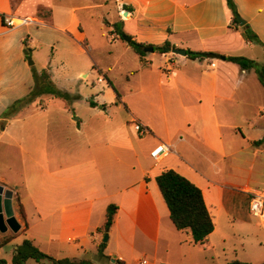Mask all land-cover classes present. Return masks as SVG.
Here are the masks:
<instances>
[{"label":"crops","instance_id":"0c3cea01","mask_svg":"<svg viewBox=\"0 0 264 264\" xmlns=\"http://www.w3.org/2000/svg\"><path fill=\"white\" fill-rule=\"evenodd\" d=\"M233 3L245 26L264 44V0ZM103 9L108 24L102 21L93 27L92 12ZM3 16L32 23L8 28ZM115 25L146 46L168 42L169 48L186 52L255 62L261 56L264 61V48L244 40L245 26L234 22L226 0H0V99L16 89V79L21 80L22 96L34 88L24 43L31 49L33 65L39 63L51 81L53 70L68 63L78 66V77L87 79L95 69L113 86L108 70L85 55L99 43L116 54H132L135 64L128 72L133 77L141 79L155 69L160 86L176 97L175 104L156 109L165 121L164 132L135 110L127 111L128 121L114 120L108 111L117 97L109 85L92 95L94 107L80 96L89 104L83 117L74 118L75 104L46 96L52 100L44 105L36 102L16 118L0 120L4 123L0 156L16 155L19 178L0 176V185L13 190L12 205L16 199L22 207L25 226L11 242L22 235L55 259L88 260L85 255L97 257L101 239L110 233L112 244L107 242L104 250L109 264H134L144 256L151 259L146 264H186V246L194 244L191 234L174 227L155 178L174 170L198 187L214 226V215L232 214L235 198L249 201L264 163V144H253L264 132L248 138L239 127L247 125L249 135L256 128L264 130L258 124L264 120V88L253 70L243 71L219 59L193 60L158 51L141 58L120 40ZM144 92L141 87L134 90L138 95ZM14 101L6 100L0 111ZM134 121L149 134L139 137L131 127ZM161 142L172 152L155 163L150 153ZM245 157L251 158L250 163ZM230 167L233 170L228 171ZM111 205L117 211L112 227L104 232ZM210 237L196 246L211 249Z\"/></svg>","mask_w":264,"mask_h":264},{"label":"rangeland","instance_id":"374dc122","mask_svg":"<svg viewBox=\"0 0 264 264\" xmlns=\"http://www.w3.org/2000/svg\"><path fill=\"white\" fill-rule=\"evenodd\" d=\"M13 4H16V2ZM110 5L112 7L115 6L113 2L110 3ZM106 12L107 10L104 9L93 11V19L89 20V23H91L93 27H96L98 22L102 23V21L104 25H107L108 21L103 18ZM79 16L82 20L85 19L82 14ZM99 19L101 21H99ZM92 50L93 51L90 53H85L87 59L90 62L96 60L98 65H100L103 69L108 70L109 73L107 72V74L109 79L122 97L123 103L116 99L114 103L117 106H112L109 109L108 114L112 115L114 120L123 122L129 120L127 111L135 110L148 117L156 126L157 131L164 132L166 129L165 121L160 114L156 112V109L161 104H175L176 97L171 94V91L164 88V86H160V79L157 71L154 69L145 77L139 79L137 76L133 77L131 72H128L135 64L132 54H116L115 49L110 50L109 46H103L99 43H95ZM45 58H48L47 55ZM259 58L260 61H257L256 63L261 64L263 62V57L260 56ZM30 61L33 62L31 53L29 54L27 64ZM155 64H157V62H155ZM30 68L32 73L36 72L39 74L42 72L39 63L30 66ZM78 72V66L75 64L65 63L64 66L58 65L56 69L53 70L55 80H52L56 89L62 91L63 93H65L64 91L71 92L72 96L60 100L77 106L74 118H77L79 115L83 117L84 111L89 105L85 101H81L80 96L88 99L89 101L87 100V102L90 103L92 101V95L101 94L103 89L106 88V85H108L107 80L105 78L101 79L95 69H93V72L87 79L78 77ZM98 83H100V85L93 86ZM15 84L16 89L11 91V94L0 99V105L6 100H11L13 98L15 100L13 105L6 111H0V120L16 118L20 114H23L30 106H35L34 103L37 102L44 105L52 100V98H45L48 95L44 94L38 96L34 102L28 103L27 100L30 93L22 96L23 87L21 80L16 79ZM137 87H141L145 90V92L141 95L134 94V90L137 89ZM60 100H57L56 102H60ZM258 124L261 128H264V120L259 121ZM0 125H4L3 121H0ZM239 129L241 132L245 133L248 138H253L257 136V134H263L264 132L263 129L256 128L253 130L254 134L249 135V132L251 131L247 125H241ZM1 134L2 133H0V136ZM262 136L264 137V135H261V137ZM243 159L249 163L251 161V158L245 157ZM169 161H171V158H169L166 162ZM17 165L18 161L16 155L11 154L6 158L0 156V176H8L11 180L19 181L16 173ZM231 169L232 167H230L229 170L226 168L228 171ZM155 183L157 184V177L155 178ZM253 187L256 190L255 193L264 195V163L262 174L261 176H258ZM232 204V214L226 215L222 212V214L214 215L216 218V230L214 229L215 232H213L210 237V243L212 244L211 249L199 247L194 244L186 246L188 251L186 254V264H228L235 260L250 264H262L264 262V223L261 220L250 216L248 210L249 201L244 196H238L234 199ZM164 207L167 211L166 204H164ZM13 211L15 219L20 225V230L18 232H14L7 225L8 231L5 233L0 232V246L9 240L11 241L13 237H15V235L18 234L23 227H25L24 225L22 227L23 221L21 220V208L16 202V199L13 201ZM107 235V242L112 244L110 233H107ZM104 237L101 239V242ZM26 238L28 237H24L22 235L17 236L9 245L1 247L0 259L6 261L8 264H11L15 247L22 244L23 240ZM84 258L92 261L93 264L110 263V259L108 257L101 259L90 253L86 254ZM145 260L147 262H151L149 256H144L139 262L134 264H143L142 262ZM111 261H114L112 257ZM28 264L36 263L33 260H30ZM41 264L47 263L41 262Z\"/></svg>","mask_w":264,"mask_h":264},{"label":"trees","instance_id":"16d2710c","mask_svg":"<svg viewBox=\"0 0 264 264\" xmlns=\"http://www.w3.org/2000/svg\"><path fill=\"white\" fill-rule=\"evenodd\" d=\"M226 4L233 14L234 22L238 24L236 19L237 10L233 0H226ZM125 9L126 11H129L128 7H125ZM122 16L125 19L127 17L125 13H123ZM115 31L117 32L120 40L123 41L121 36L124 34L126 35V33L123 31V28L115 25ZM242 36L245 41L260 45L264 48V44L261 43L258 36L249 28L248 25L242 28ZM24 45L25 57L28 59L31 49L28 48L26 43H24ZM129 47H131L132 50L142 58L146 55L143 49L149 46L137 43L136 41L132 40L129 44ZM168 47H170V44L165 42L160 47H154V51L165 54L166 52L164 49ZM187 56L193 60L203 58L216 59L220 57L214 53H195L191 51H187ZM225 61L239 66L243 71L253 70L256 73L260 84L264 88V61L262 64H258L255 61L245 57H227ZM33 79L35 85L29 94V98L27 100L28 103L34 102L38 96L44 94L53 96L57 99L69 98L67 93H63L62 91L55 88L47 71H42L39 74L36 72L33 73ZM107 82L108 85L115 91L117 99H119V94L115 88L108 80ZM89 104L93 107L95 106V103L93 102H90ZM262 144H264V137L260 141L255 142L253 146L259 147ZM157 184L164 203L166 204L169 211V217L174 227L178 231H189L192 241L195 245L204 244L207 238L214 232L215 226L213 218L211 217L210 212L204 202L201 190L174 170L162 172L161 175L157 177ZM20 208L23 215L22 207L20 206ZM116 211L117 206L115 205H111L107 208L106 221L103 227L104 232H108L112 227ZM10 242V240L5 242L0 246V248L6 246ZM105 248L106 243H101L98 246V256L101 259L107 258L104 255ZM28 260H34L37 263L46 262L47 264H93L90 260H75L69 258L55 259L52 256L41 252L33 245L30 240H24L22 244L15 247L11 264H26ZM0 264L8 263L0 259ZM228 264L250 263H243L235 260ZM262 264H264V262Z\"/></svg>","mask_w":264,"mask_h":264},{"label":"built area","instance_id":"2783aa9c","mask_svg":"<svg viewBox=\"0 0 264 264\" xmlns=\"http://www.w3.org/2000/svg\"><path fill=\"white\" fill-rule=\"evenodd\" d=\"M16 21L21 23L17 24ZM2 23L5 27L12 28L28 25L32 23V21L28 19H13L11 16H3ZM131 125L134 132L139 137H144L149 134V131L141 123L134 121L131 123ZM171 152L172 149L170 145L161 142L152 150L150 156L155 163H159L168 155H170ZM248 210L252 218L259 219L264 223V195L259 193L252 194L249 199ZM142 263L146 264V261H143Z\"/></svg>","mask_w":264,"mask_h":264},{"label":"water","instance_id":"95a60500","mask_svg":"<svg viewBox=\"0 0 264 264\" xmlns=\"http://www.w3.org/2000/svg\"><path fill=\"white\" fill-rule=\"evenodd\" d=\"M127 14V12H124ZM236 19L241 27L245 26V21H243L239 15H236ZM121 38L126 44H130L132 39L128 35H122ZM145 53H153L154 47L149 46L143 49ZM165 52L167 53H173L175 55L179 56H187V52L183 49H171V48H165ZM216 59H219L221 61H225L224 56H220ZM29 66L33 65V62L28 63ZM13 190L5 189L4 186L0 185V232L5 233L8 231V227L14 231L18 232L20 230V225L15 219L14 211H13V205H12V199H13ZM8 225V227H7ZM108 241V235L105 234V237L102 241V243H107Z\"/></svg>","mask_w":264,"mask_h":264},{"label":"bare ground","instance_id":"6f19581e","mask_svg":"<svg viewBox=\"0 0 264 264\" xmlns=\"http://www.w3.org/2000/svg\"><path fill=\"white\" fill-rule=\"evenodd\" d=\"M16 23H17V24H20L21 22H19V21H16Z\"/></svg>","mask_w":264,"mask_h":264}]
</instances>
